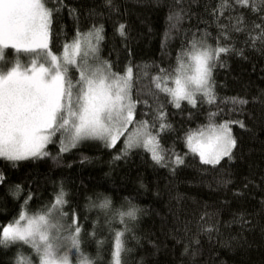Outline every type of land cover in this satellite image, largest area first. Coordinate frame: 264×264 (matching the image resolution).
Here are the masks:
<instances>
[{
  "label": "trees",
  "instance_id": "1",
  "mask_svg": "<svg viewBox=\"0 0 264 264\" xmlns=\"http://www.w3.org/2000/svg\"><path fill=\"white\" fill-rule=\"evenodd\" d=\"M49 2L51 6L55 0ZM64 3L68 7L54 16L51 27L50 48L54 54H61L78 31L103 25L101 58L122 75L127 67L133 68L135 120L155 122V135L161 122L154 120L159 108L171 130L159 132L157 139L170 150L168 155L174 152L183 156L185 164L173 172L170 167L157 165L148 149H132L116 160L114 157L124 149V137L112 148L100 141H86L60 152L58 142L49 144L48 157L18 161L15 167L0 159V174L5 177L0 183V233L21 212L35 215L50 207L63 188L68 194V203L63 206L68 221L82 222L81 251L95 264H112L114 233L105 223V215L127 211L130 204L140 211L130 222L132 232L125 233L137 238L129 239L126 245L131 249L128 264H264V53L245 43V33L232 30L240 13L249 25L259 23L258 16L239 9L224 11L222 16L217 13V20L212 14L217 0H198L182 22L172 28L176 19L169 20V15L179 11L174 0H113L118 11L105 7L104 0ZM68 8L76 10L75 16L69 15ZM120 24L125 25L126 37L119 35ZM218 24L226 25L231 36L227 42L221 38V43L242 48L246 58L221 54L225 66L218 64L213 70L214 103L201 105L198 98L196 107L181 101L177 109L170 103L172 97L161 89L174 87L171 75L188 41L211 33L206 43L215 46ZM14 59V52L7 51V60ZM233 99L248 103L233 104ZM231 121L244 123L243 128L238 123L230 124L237 141L234 159L224 158L215 168L203 165L199 156L190 152L187 136L210 122ZM129 127L132 130L135 124ZM237 191L243 195H234ZM105 197L112 202L108 209L86 207L90 202L98 205ZM242 212L246 214L245 225L228 224ZM123 227L117 216L112 229ZM206 228L213 229L211 238L203 230ZM194 239L200 243H194ZM18 254L39 264L34 250L18 243L0 246V264H17ZM70 260L78 264L75 251Z\"/></svg>",
  "mask_w": 264,
  "mask_h": 264
},
{
  "label": "snow or ice",
  "instance_id": "2",
  "mask_svg": "<svg viewBox=\"0 0 264 264\" xmlns=\"http://www.w3.org/2000/svg\"><path fill=\"white\" fill-rule=\"evenodd\" d=\"M196 3L198 0H174L179 11L170 13L169 20L176 19L171 27H177ZM104 6L118 11L113 0H104ZM67 7L64 0H55L51 6L49 0H0V159L12 162L15 167L18 161L48 157L49 144L58 142L60 152H68L86 141H100L105 147L112 148L124 137V149L114 159L127 156L132 149H148L157 165L170 167L175 172L176 167L185 164L183 156L174 152L168 155L170 150L163 148L157 139L159 132L170 131L171 125L164 122V113L159 108L154 120L161 122L155 135L152 131L156 128L155 122L135 120L137 100L132 95L133 68L127 67L122 75L112 70L108 60L101 58L103 25L93 26L87 32L78 31L72 43L63 46L61 54H54L50 48L53 18ZM239 9H248L260 22L253 21L249 25L240 13L232 30L245 33V43L264 53V0H217L212 14L219 20L217 13L222 16L224 11ZM75 12L68 8L69 15L75 16ZM217 27L215 46L206 43L211 33L187 42L188 46L177 57V66L171 75L174 87L161 89L172 97L170 103L177 109L181 107V101L196 107L198 98L201 105L213 104L216 99L213 70L218 64L225 66L221 54L235 53L244 57L242 48L221 43V38L225 42L231 39L227 26L218 24ZM118 32L121 37H126L124 24L119 25ZM9 50L15 55L12 61L7 60ZM237 102L248 103L245 99L232 101L233 104ZM231 123L244 127L242 121L210 122L187 136L190 152L198 155L203 165L215 168L224 158L234 159L237 141L232 135ZM133 124L135 128L130 130L129 126ZM4 180V175L0 174V183ZM230 182L223 181L225 184ZM67 195L61 188L51 206L42 212L35 215L21 212L18 219L3 226L0 246L28 245L38 255L39 264H72L70 255L73 251L79 258L78 264H95L81 251L82 222L68 221L69 214L63 208L68 203ZM234 195L243 193L237 191ZM111 203L105 197L98 205L90 202L86 207L108 209ZM139 211L130 204L127 211L105 215V223L114 233L112 264H128L127 253L131 249L126 245L129 239L137 238L125 233L132 232L130 222L137 219ZM245 215L242 212L239 217L234 216L228 224L245 225ZM117 216L124 225L122 230L112 229ZM203 230L211 238L213 229ZM185 231H189L187 225ZM216 231L219 232V228ZM92 235L95 236V229ZM193 242L199 244L200 240ZM98 243L102 245L103 241ZM17 264H32V261L18 254Z\"/></svg>",
  "mask_w": 264,
  "mask_h": 264
}]
</instances>
